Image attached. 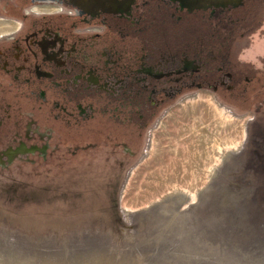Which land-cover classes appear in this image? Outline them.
<instances>
[{
    "label": "rangeland",
    "instance_id": "374dc122",
    "mask_svg": "<svg viewBox=\"0 0 264 264\" xmlns=\"http://www.w3.org/2000/svg\"><path fill=\"white\" fill-rule=\"evenodd\" d=\"M194 1L146 0L140 46L89 14L73 44L75 0H0V264H264V0Z\"/></svg>",
    "mask_w": 264,
    "mask_h": 264
},
{
    "label": "flooded vegetation",
    "instance_id": "af4514ba",
    "mask_svg": "<svg viewBox=\"0 0 264 264\" xmlns=\"http://www.w3.org/2000/svg\"><path fill=\"white\" fill-rule=\"evenodd\" d=\"M129 1L130 0H122L121 2H117V0H75V2L77 4H79L81 7L76 8L77 9L76 10L77 16H74L75 18H73V19H75V21L73 22L72 27L69 30L68 29L66 30V35L69 36L70 39L74 40L73 44H76L78 40L75 41V39L79 38V37L75 36L73 33H71V31L74 27L83 26L86 24L91 25L93 23L92 22L93 20L89 19L90 17L85 15V14H89V15H94L96 17L95 20H97V23L100 24L101 26H103V28H105V29L108 28V29H111L113 32H115V35H118L120 37V39H119L120 41H126V40L131 39L134 36H139L140 41H138V42L140 43V46L141 45L145 46V40H144L145 37H142V35L145 34V26L141 22V15H142L141 12H142L143 6H146L149 1L146 2V0H144V1L133 0L132 4L130 6H129ZM162 2H163V0H162ZM194 2H196L198 5H200V7L197 9V11H194V9H191V11H187V12L192 13V12H198L199 11L201 14L206 13L207 15H209L208 16L209 18H216L219 15L227 16L229 13L244 9V6L248 2V0H235L234 2L233 1L232 2L226 1V0H195ZM217 3L218 4L223 3V5H219V6L213 5V4H217ZM153 5H155V4H153ZM215 6H217V7H215ZM149 7L150 6H148V8ZM184 8L186 9V7H184ZM185 9H183V10H185ZM105 10L120 11V12H119V14L113 15L110 13H105L104 12ZM60 11H61V9H59L58 7L44 3L42 5L30 6L29 8H27L24 11V13L25 14H32V15H40L43 13H52V12H60ZM92 18H94V17H92ZM111 21H114V23ZM51 28L52 29L54 28V30L56 29L59 32V28H61V26H59V25L55 26L54 25ZM15 32H16L15 26H12L10 23L7 24L6 21H4V22L0 21V35H2V36L4 35L3 37L6 36L7 38H11V36ZM35 33L36 32L33 31V34H31V35H35ZM5 34H7V35H5ZM82 38H84V37H82ZM118 43H120V42H118ZM21 44H22L23 50L25 48L26 49L31 48L30 47L31 44L30 45H28V44L25 45L24 43H21ZM158 52L159 51H157V49H156L155 50L156 55L158 54ZM21 53H23V52L21 51ZM150 53H152V52H150ZM27 55L31 56L30 53H27ZM101 59L104 61L103 58H101ZM45 61L53 62L54 58H48ZM171 61L173 62L172 58H171ZM145 62H147L146 58H144L143 63H145ZM154 62H155L154 64L160 65L161 67H163V64L167 63L168 60L160 62L159 57H157V59ZM162 62H164V63H162ZM108 67L110 68V70L107 72L105 69H103L102 65L100 66V68L103 69V71H106L105 75L110 74V75H113L112 76L113 78H117V79H123L127 75V72L124 71V73L117 74V77H116V76H114L113 72L116 71L117 68H114V66H112V65H110ZM117 67H119V64ZM158 68H159V66H158ZM75 74H77V73H75ZM143 77H145V78H143V81H139V82L142 86L141 91L143 89L146 93L147 87H148L146 79L148 78V75L144 74ZM94 85L95 86L101 85L98 79L95 81ZM159 89L166 90L168 88H165L161 85Z\"/></svg>",
    "mask_w": 264,
    "mask_h": 264
},
{
    "label": "bare ground",
    "instance_id": "6f19581e",
    "mask_svg": "<svg viewBox=\"0 0 264 264\" xmlns=\"http://www.w3.org/2000/svg\"><path fill=\"white\" fill-rule=\"evenodd\" d=\"M209 132L207 131L205 140L209 139L207 138ZM198 140V139H197ZM199 141V140H198ZM198 141L196 142V140L191 142V146L188 150V152H186L183 157H182V163H183V168L188 167L189 169H191L192 167H201L204 162H205V155L207 152V145H205L206 143H198ZM200 142V141H199ZM186 169V170H189ZM173 173H174V166H173ZM171 180L174 183V176L170 177ZM183 179L182 175L179 177V180L181 181Z\"/></svg>",
    "mask_w": 264,
    "mask_h": 264
},
{
    "label": "crops",
    "instance_id": "0c3cea01",
    "mask_svg": "<svg viewBox=\"0 0 264 264\" xmlns=\"http://www.w3.org/2000/svg\"><path fill=\"white\" fill-rule=\"evenodd\" d=\"M261 71H264V69L263 68H259Z\"/></svg>",
    "mask_w": 264,
    "mask_h": 264
}]
</instances>
